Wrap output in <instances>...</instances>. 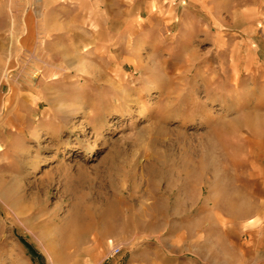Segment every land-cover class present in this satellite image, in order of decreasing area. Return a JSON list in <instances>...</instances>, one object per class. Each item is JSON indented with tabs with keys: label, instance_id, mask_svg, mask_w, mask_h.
Listing matches in <instances>:
<instances>
[{
	"label": "rangeland",
	"instance_id": "374dc122",
	"mask_svg": "<svg viewBox=\"0 0 264 264\" xmlns=\"http://www.w3.org/2000/svg\"><path fill=\"white\" fill-rule=\"evenodd\" d=\"M0 149V264H264V0H0Z\"/></svg>",
	"mask_w": 264,
	"mask_h": 264
},
{
	"label": "bare ground",
	"instance_id": "6f19581e",
	"mask_svg": "<svg viewBox=\"0 0 264 264\" xmlns=\"http://www.w3.org/2000/svg\"><path fill=\"white\" fill-rule=\"evenodd\" d=\"M53 8H55V7H53ZM57 79V77L56 76H54V77H52V81H55ZM0 151H1V149H0ZM211 150H209V149H207L206 150V154H207V152H210ZM207 157H212L210 154H207ZM209 162H212V161H209ZM260 172V171H259ZM232 192H233V194L234 195H239L238 193H241V192H239L238 190H236V189H234V190H232ZM250 203H248L247 202V200L245 201V203L243 204V206H242V209H241V211H240V213H243V214H247V210H248V208H250L251 207V213H252V211H254L255 212V214L256 215H259L260 214V210L259 209H257V207H255V206H253V205H249ZM80 220V218L79 217H73L72 219H71V223H78V221ZM75 231L77 232V230H74V232L73 233H75Z\"/></svg>",
	"mask_w": 264,
	"mask_h": 264
},
{
	"label": "built area",
	"instance_id": "2783aa9c",
	"mask_svg": "<svg viewBox=\"0 0 264 264\" xmlns=\"http://www.w3.org/2000/svg\"><path fill=\"white\" fill-rule=\"evenodd\" d=\"M115 248H116V247H115ZM115 248H114V249H115ZM117 249H118V248H117Z\"/></svg>",
	"mask_w": 264,
	"mask_h": 264
}]
</instances>
